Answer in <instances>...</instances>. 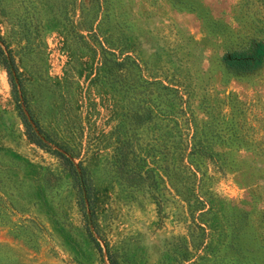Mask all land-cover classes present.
Instances as JSON below:
<instances>
[{"label": "rangeland", "instance_id": "obj_1", "mask_svg": "<svg viewBox=\"0 0 264 264\" xmlns=\"http://www.w3.org/2000/svg\"><path fill=\"white\" fill-rule=\"evenodd\" d=\"M0 1L39 21L45 44L39 125L68 147L94 185L93 217L86 220L72 178L27 138L0 66V264H107L105 245L123 264H264V40L255 47L253 72L237 75L224 66L230 42L256 37L249 21L263 20V7L237 11V0ZM73 9L85 19L99 15V26L129 45L144 73L186 83L194 113L215 123L200 163V184L224 232L214 255L201 257L187 243L195 211L150 187L113 181L117 97L86 85L80 76L86 57L62 85L63 30ZM7 31L0 14L6 42ZM43 171L47 180L36 181Z\"/></svg>", "mask_w": 264, "mask_h": 264}, {"label": "trees", "instance_id": "obj_2", "mask_svg": "<svg viewBox=\"0 0 264 264\" xmlns=\"http://www.w3.org/2000/svg\"><path fill=\"white\" fill-rule=\"evenodd\" d=\"M236 5L237 11L259 5L264 8V0H237ZM0 14L10 37L6 42L0 36V66L24 132L31 142L56 157L72 178L76 203L87 220L94 212V185L89 171L81 163H74L68 147L53 141L52 135L39 125L37 93L45 83L42 27L36 18L15 15L1 1ZM99 20V15L85 19L81 11L76 13L74 9L66 18L63 44L68 59L62 85L70 83L79 58L86 57L85 65L80 62L83 81L112 93L118 101L112 132L115 146L109 161L113 181L124 187H150L195 211L196 217L186 224L190 237L187 243L201 257L208 258L215 254L224 236L211 196L200 184V163L208 154L205 141L214 132L215 123L203 121L194 113L190 105L192 91L186 83L144 73L143 63L129 45L112 38L99 26ZM249 22L256 37L244 45L230 42L225 50L224 66L237 75L249 74L258 67L253 55L264 40V19L256 17ZM29 165L45 170L42 165ZM46 173L37 175L36 181L47 180ZM38 194L37 198L43 200L44 192ZM260 221H264V214H260ZM87 232L91 234L88 228ZM95 244L98 246L96 241ZM98 249L101 250L99 246ZM102 255L107 264H123L107 245Z\"/></svg>", "mask_w": 264, "mask_h": 264}]
</instances>
